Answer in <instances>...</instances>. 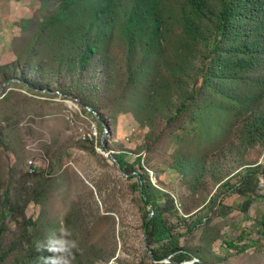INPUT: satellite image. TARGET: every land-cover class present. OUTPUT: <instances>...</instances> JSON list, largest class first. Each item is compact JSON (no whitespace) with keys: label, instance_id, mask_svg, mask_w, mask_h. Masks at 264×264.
Masks as SVG:
<instances>
[{"label":"rangeland","instance_id":"rangeland-1","mask_svg":"<svg viewBox=\"0 0 264 264\" xmlns=\"http://www.w3.org/2000/svg\"><path fill=\"white\" fill-rule=\"evenodd\" d=\"M134 4L0 0V264H39L36 243L62 228L73 264H170L145 248L153 205L112 157H139L158 202L201 222L181 239L192 260L264 264V64L217 69L220 0L190 25L185 0L136 20Z\"/></svg>","mask_w":264,"mask_h":264},{"label":"trees","instance_id":"trees-1","mask_svg":"<svg viewBox=\"0 0 264 264\" xmlns=\"http://www.w3.org/2000/svg\"><path fill=\"white\" fill-rule=\"evenodd\" d=\"M159 1L135 0L130 16L134 20L140 15L147 16L148 6L157 5ZM212 1L185 0L186 19L189 25L192 22L204 24L209 13L212 12ZM212 16L216 20L211 30L216 54L214 64L223 72V76L259 69L264 64V0H220V6L212 12ZM262 120L264 121V116ZM118 161L121 163L120 160ZM122 170L127 174L136 173L134 177L138 179L137 186L143 203L146 206L153 205V209L147 213L144 220V229L147 232L148 246L154 250L155 257L164 259L172 256L177 262L192 260L189 251L183 248L181 239L188 233L194 232L201 222L192 224L190 218L183 216L177 206L176 198L170 193L163 195L165 199L163 205L158 202L147 182V175L141 173L143 168L139 157L132 166ZM223 206L222 199L214 197L208 219L214 214L218 215L220 207ZM151 212L153 215L147 221ZM155 242L160 244L159 248L152 247Z\"/></svg>","mask_w":264,"mask_h":264},{"label":"clouds","instance_id":"clouds-1","mask_svg":"<svg viewBox=\"0 0 264 264\" xmlns=\"http://www.w3.org/2000/svg\"><path fill=\"white\" fill-rule=\"evenodd\" d=\"M72 237L73 233L70 229L62 228L51 232L44 240L38 241L35 250L49 253L46 256L41 255L39 264H73L79 246Z\"/></svg>","mask_w":264,"mask_h":264},{"label":"water","instance_id":"water-1","mask_svg":"<svg viewBox=\"0 0 264 264\" xmlns=\"http://www.w3.org/2000/svg\"><path fill=\"white\" fill-rule=\"evenodd\" d=\"M10 82H7L5 83V85L3 86L2 90H4V88L9 84ZM60 97H63L66 98V97H69V96H66V95H63V94H60ZM69 101V100H68ZM71 102V101H69ZM72 103V102H71ZM86 110H88L89 112L93 113L94 115L97 116L98 119L99 116L97 115V113L90 107L88 106H83ZM112 160L116 163V165L118 166V168L120 169L121 173L125 176V177H130L131 175H128L126 172H124V170L121 169V165L119 163V161L115 158V157H112ZM136 174V173H135ZM152 207V206H151ZM153 215V212H151L147 218V221L150 219V217ZM144 245H145V248L148 250L149 254H151V257H152V260L156 261V262H167V263H173V264H196L197 261L200 263V264H206V263H203L202 261H200L199 259H194V260H188V261H183V262H177L175 261L172 256H169L167 258H164V259H157L155 257V254H154V250L151 249L149 246H148V241H147V232L146 230L144 231Z\"/></svg>","mask_w":264,"mask_h":264},{"label":"built area","instance_id":"built-area-1","mask_svg":"<svg viewBox=\"0 0 264 264\" xmlns=\"http://www.w3.org/2000/svg\"><path fill=\"white\" fill-rule=\"evenodd\" d=\"M30 165H33V163L30 162ZM30 167H31V166H30ZM34 171H35V167H33V168L30 170L31 173H33Z\"/></svg>","mask_w":264,"mask_h":264}]
</instances>
